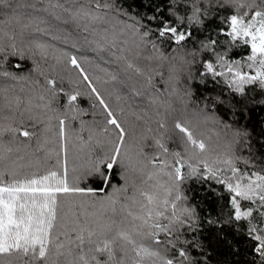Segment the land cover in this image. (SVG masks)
Returning <instances> with one entry per match:
<instances>
[{"label":"snow or ice","instance_id":"obj_1","mask_svg":"<svg viewBox=\"0 0 264 264\" xmlns=\"http://www.w3.org/2000/svg\"><path fill=\"white\" fill-rule=\"evenodd\" d=\"M3 4L4 0H0ZM7 7L16 5L9 3ZM28 7L43 9L51 20L63 18L65 24L81 26L89 35H98L100 38L93 43L101 49L107 36L103 27L97 32V25H107L112 14L128 15L115 0H73L68 5L63 0H47L46 8L44 0H38ZM144 8L150 11L133 18L126 26L138 36L137 46L151 45L159 59H169L160 51L161 47L178 46L184 55L170 59L189 65L200 57L204 69L200 75H210L213 80L222 78L234 94L233 107L238 105L239 116L248 119L252 109L240 98H252L257 92L264 97V0H147ZM15 22L25 28L35 25L40 31L39 25H47L50 20L36 16L25 23L17 14ZM113 46L115 41L107 47ZM36 47L40 56L47 59L46 46ZM241 48L242 53L234 54ZM117 59L127 61L126 56ZM69 63L78 70L80 84L90 90L88 95L95 97L97 103L92 106H100L105 114L103 132L108 134L109 146L106 159L90 161L74 180L96 174L108 181L111 177L101 171V165L106 169L123 167L131 179L133 194L124 198L128 203L110 197L99 211L86 214L83 223L76 219L72 227L61 224V230L54 232L62 196L97 193L75 183L69 185L66 159L62 171L50 170L43 175L36 171L20 179L18 169L25 165L12 159L11 148L0 150V264H13V260L21 264H211L207 243L201 238L205 224L215 228L225 243V229L243 235L258 258L257 264H264V170H255V165L241 170L236 166L238 158L216 154L190 127L177 122L174 127L182 134V151H169L162 139H155L160 151L148 159L141 144L137 155L144 156L147 164L152 165V170L145 173L144 160L134 161L125 150L130 132L122 113L111 108L75 55L69 57ZM127 67L142 74L132 63H127ZM47 84L56 95L57 82L49 79ZM4 91L0 86V93ZM65 95L68 107L78 109L76 101L81 92ZM218 103L223 105L224 100L218 98ZM260 106H264V100ZM18 132L23 137L31 135L12 126L0 130V135L11 133L14 137ZM236 135L248 138L249 130L245 127ZM260 139L264 141V137ZM64 153L66 157V146ZM185 168L187 172L182 171ZM5 176L11 179L5 180ZM194 177L220 185L213 192L226 199L227 212L215 217L208 213L200 216L183 192L184 183Z\"/></svg>","mask_w":264,"mask_h":264},{"label":"trees","instance_id":"obj_2","mask_svg":"<svg viewBox=\"0 0 264 264\" xmlns=\"http://www.w3.org/2000/svg\"><path fill=\"white\" fill-rule=\"evenodd\" d=\"M30 2L37 4L38 0H4V4L0 5V48L4 49L0 53V86L6 90L0 93V130L12 126L31 134L30 137H23L19 132L14 137L11 133L0 135V150L11 148L12 159L25 165L18 169L20 179L36 171L41 175L50 170L62 171L66 159L69 185L75 183V186L97 193L95 196H62L54 232L61 230V224L72 227L76 219L83 223L86 214L99 211L100 205H106L110 197L128 203L124 198L134 191L123 167L106 169L101 165V171L111 177L108 181H103L96 174L80 181L74 180L87 169L90 161L106 159L109 146L106 142L108 134L103 132L105 114L100 106H92L97 103L95 97H90V90L85 84H80L78 70L69 63V57L73 55L111 108L118 114L122 113V120L130 132L125 150L134 161L144 160L147 165L145 173L152 170V165L147 164L144 156L137 155L141 144L148 159L160 151L154 144L155 139H162L169 151H182L179 141L182 134L174 127L177 122L190 127L194 135L216 154L238 158L236 166L241 170L250 169L252 165L257 171L264 170V141L260 139L264 137V106H260L264 97L257 92L253 93L252 98H240L252 109L249 118L245 119L239 116V106L233 107L234 94L222 78L213 80L210 75H200L204 71L200 57L189 65L179 59H170L178 54L184 55L178 46L173 45L170 49L161 47L160 51L169 59L156 58L158 54L153 53L151 45L138 47V36L126 26L132 23L133 18L150 11L144 8L147 0H115L128 15L112 14L107 25H97V32L103 27L107 36L103 49L93 43L100 38L98 35H89L81 26L65 24L63 18L51 20L43 9L37 11L28 7ZM63 2L68 5L73 0ZM9 3L16 7L10 9L7 7ZM46 7L47 0H44ZM17 14L25 23L29 17L36 16L48 18L50 23L40 24V31L36 30L35 25L25 28L23 24L15 22ZM59 36L62 40L57 42L55 39ZM127 37L133 38L131 44ZM113 41L115 46L109 49L107 46ZM38 44L46 46L47 59L40 56L36 47ZM243 51L241 48L234 54ZM120 56H126L127 61L117 59ZM142 59H146V64ZM127 63L134 64L142 74L128 68ZM49 79L57 82L56 95L47 84ZM116 83L125 85L123 93L117 90ZM77 84H80L78 89ZM77 90L81 92L76 101L78 109H71L65 94ZM218 98L224 100L223 105L218 103ZM156 102L159 103L158 110L153 111ZM147 112H151V116L144 114ZM183 112H194L197 117L201 116L207 126L195 129L191 122L180 116ZM167 114L172 115V122L166 119ZM61 120L64 121L63 125L60 124ZM245 127L249 130V137H238L237 131ZM245 161L251 163L246 164ZM182 171L187 172L188 169ZM4 178L11 179L10 176ZM144 179H147L146 175ZM125 188L127 191H121ZM214 188L219 189L220 185L198 177L188 179L183 185L187 202L197 209L202 218L206 213L215 217L228 211L226 199L214 193ZM224 231L228 243L220 239L215 228L207 224L204 226L201 238L207 243L211 264H257L258 258L252 252L250 242H246L243 235L234 234L231 229ZM13 264L21 262L13 260Z\"/></svg>","mask_w":264,"mask_h":264},{"label":"rangeland","instance_id":"obj_3","mask_svg":"<svg viewBox=\"0 0 264 264\" xmlns=\"http://www.w3.org/2000/svg\"><path fill=\"white\" fill-rule=\"evenodd\" d=\"M122 37L124 38L125 36L122 35ZM127 39H128L129 44H131L133 42V38L132 37L130 39L127 37ZM55 40L57 42H59L58 40H62V38L59 36L58 39H55ZM142 61H143V59H142ZM143 62L145 63L146 62V59H144ZM115 86H116L117 90H119V91L121 90V93H123V89H125V85L116 83ZM158 106H159V103L157 104V102H156L153 111L154 110H158V108H157ZM144 114L151 116V112H147V113H144ZM180 116L184 120H188L189 122H191L192 125H194L195 129H197V130L199 128L203 129V128H205L207 126L206 122L201 119V116H198L197 117V115L194 112L193 113H190V114H187V112H183ZM166 119L169 122H172V115L171 114H167L166 115Z\"/></svg>","mask_w":264,"mask_h":264}]
</instances>
